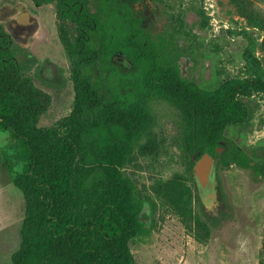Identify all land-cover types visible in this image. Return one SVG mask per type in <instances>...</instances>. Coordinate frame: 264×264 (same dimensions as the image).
<instances>
[{
    "label": "rangeland",
    "instance_id": "rangeland-1",
    "mask_svg": "<svg viewBox=\"0 0 264 264\" xmlns=\"http://www.w3.org/2000/svg\"><path fill=\"white\" fill-rule=\"evenodd\" d=\"M84 1L100 24L92 34L96 58L88 65L78 55V23L59 15L57 0H0V25L11 35L21 72L44 94L37 124L52 135L60 134L75 107L76 72L103 102L141 82L142 67L127 53L131 49L112 52L104 42L98 1ZM136 10L146 37L184 76L244 104L248 117L228 125L224 144L242 147L264 166V0H138ZM127 33L125 24L112 39ZM148 104L158 120V142L120 163L137 185L136 196L150 194L157 204L155 214L143 206L144 229L129 241L136 264H264V177L236 163L221 164L213 155L215 191L204 201L195 181L200 205H192L190 181L173 141V109L158 96ZM91 139L81 142L74 169L76 189L94 199L99 193ZM24 167L20 141L0 129V264H13L22 241L26 200L14 178ZM198 212L209 226L197 220Z\"/></svg>",
    "mask_w": 264,
    "mask_h": 264
},
{
    "label": "trees",
    "instance_id": "trees-1",
    "mask_svg": "<svg viewBox=\"0 0 264 264\" xmlns=\"http://www.w3.org/2000/svg\"><path fill=\"white\" fill-rule=\"evenodd\" d=\"M57 1L59 15L78 23L80 62L90 64L96 58L92 34L100 27L97 17L84 0ZM97 1L104 18V42L112 45V52L131 49L127 53L142 67L141 82L130 83L127 93L113 94L103 102L92 83L76 72L75 107L56 135L39 128L44 94L35 88L30 74L21 72L11 35L0 25V129L20 141L25 159L24 170L14 178L24 193L26 209L13 264H136L129 241L144 229L143 206L149 205L155 214L157 204L150 194L136 196L137 185L120 163L131 161L137 149L151 151L158 142V120L148 104L153 96L173 109V141L190 181L192 205H200L194 164L204 152L215 155L221 164L236 163L264 177V166L254 163L242 147L224 144L228 125L248 117L244 104L231 94L201 87L176 63L167 61L160 45L141 28L138 0ZM125 24L129 33L112 39ZM87 138H92L96 163L99 196L94 199L75 187L76 153ZM197 220L209 226L201 212Z\"/></svg>",
    "mask_w": 264,
    "mask_h": 264
},
{
    "label": "water",
    "instance_id": "water-1",
    "mask_svg": "<svg viewBox=\"0 0 264 264\" xmlns=\"http://www.w3.org/2000/svg\"><path fill=\"white\" fill-rule=\"evenodd\" d=\"M194 176L201 198L204 201L210 200L215 191V158L213 154L204 152L196 159Z\"/></svg>",
    "mask_w": 264,
    "mask_h": 264
},
{
    "label": "bare ground",
    "instance_id": "bare-ground-1",
    "mask_svg": "<svg viewBox=\"0 0 264 264\" xmlns=\"http://www.w3.org/2000/svg\"><path fill=\"white\" fill-rule=\"evenodd\" d=\"M17 189H18V188H17ZM17 189H15V191H16ZM19 192H21V191H19ZM19 194H21V193H19Z\"/></svg>",
    "mask_w": 264,
    "mask_h": 264
}]
</instances>
